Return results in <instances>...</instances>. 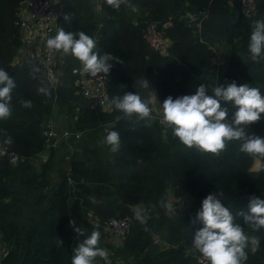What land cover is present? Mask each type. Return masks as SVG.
<instances>
[{
    "label": "trees",
    "instance_id": "16d2710c",
    "mask_svg": "<svg viewBox=\"0 0 264 264\" xmlns=\"http://www.w3.org/2000/svg\"><path fill=\"white\" fill-rule=\"evenodd\" d=\"M23 1L0 0V141L19 157H0V264H94L96 255L195 264L186 251L196 246L217 264H264V0L249 16L235 0H100V16L91 0H57L65 52L49 70L41 55L14 63ZM148 21L170 23L167 54L144 43ZM87 65L107 76L109 110L88 109L76 92ZM150 84L162 101L193 112L182 127L163 128L149 113ZM57 114L71 123L56 138L67 132L61 142L80 145L50 185L53 148L37 167L31 160ZM219 121L228 122L225 136ZM125 217L118 247L96 238L103 223ZM69 221L82 228L78 239Z\"/></svg>",
    "mask_w": 264,
    "mask_h": 264
},
{
    "label": "built area",
    "instance_id": "2783aa9c",
    "mask_svg": "<svg viewBox=\"0 0 264 264\" xmlns=\"http://www.w3.org/2000/svg\"><path fill=\"white\" fill-rule=\"evenodd\" d=\"M239 11L244 16H249L256 0H235ZM64 21V13L55 0H25L19 3L16 9V17L13 25L19 30L22 42L28 41L35 32L41 36L40 51L43 66L49 70L54 63V57L57 52V44L60 34V26ZM170 26L169 22L158 24L156 21H148L142 31V39L147 47L159 55L167 54V48L170 44L169 39L165 37L164 30ZM218 65L221 64L217 62ZM80 72V78L76 82L77 94L85 102L90 110L100 109L106 111L110 109V103L107 96V76L98 72L92 65H87ZM47 70V71H48ZM50 76V72L48 71ZM214 100H223L224 96L217 91L213 92ZM162 111L159 115H154L157 122L163 128L170 124L182 127L191 117L192 111L185 112L180 106L169 101L161 100ZM137 113L145 114L142 107L137 108ZM229 127L227 121H219V135L225 136ZM41 135L45 139V146L52 147L56 141L68 136L64 132L58 139L51 129V125L46 123L42 125ZM80 133L75 132L74 138H78ZM0 157L7 159L10 164H15L19 157L10 151L0 141ZM130 219L125 217L121 219H111L103 223V228L118 238L123 239L128 229ZM69 225L72 228V237L78 239L82 234V228L76 227L71 221ZM191 256L195 264H217L213 251L209 248L196 246L186 251ZM131 264V262H128ZM94 264H124L120 259H112L108 255L101 256Z\"/></svg>",
    "mask_w": 264,
    "mask_h": 264
},
{
    "label": "rangeland",
    "instance_id": "374dc122",
    "mask_svg": "<svg viewBox=\"0 0 264 264\" xmlns=\"http://www.w3.org/2000/svg\"><path fill=\"white\" fill-rule=\"evenodd\" d=\"M95 2H96V0H93V2H91V10H92V12H94L93 14H95L97 12V5H95ZM128 15L130 17L133 16L132 11L128 12ZM94 16H97V14H95ZM40 43H41V41H40ZM37 45H39L38 42H37ZM217 51H218V53L220 55H222V51L221 50H217ZM64 52H65L64 48H61L59 46V49H58V52H57L58 55H57V57L54 58L55 62L59 61L60 57L62 56V54ZM50 78H52V73H50V76H48V81H49ZM50 123H51V129L53 130L55 135L59 136L62 131L66 130V127H68V128L70 127L69 124L71 122H68V126H67V121H65V119L62 120L61 115L57 114V115H54V118L51 120ZM98 134L100 136L98 138L100 139V142H102L104 140L103 137H102V132H99ZM79 145H80V140L78 142H72L71 140L69 142L67 141V145L65 143H62L61 140L56 141L54 143V145H53L54 148L51 147V148H53V154H52V164H51L52 167H51V170L49 171V177L50 178L53 177V180H55V179H57V176L60 173H63V172L66 171L67 162H68L69 156H70L69 153H71L73 149L78 148ZM68 147H70V150L68 149ZM47 155H48V153H44L42 155L41 160H38V162L34 161L33 163L38 164V165L41 164L42 162H44L46 160ZM250 168H252V167L250 166ZM171 198L172 197L170 196V192H167V195H166V206H170V204L172 202ZM72 204L73 203L71 202L70 206ZM87 219H88V221L90 220L89 216L87 217ZM77 225L82 227L81 224H77ZM97 232H98V236H96V238H98V240L100 242H103V240H105L106 244H108V245L111 244L113 248L118 247V245L121 244V242H122V239L118 238L116 235L114 236V234L110 233L109 231L105 230L104 228H101ZM108 245H103L102 244V247H100L101 253L104 251V249L108 248ZM88 256H89V254H88ZM101 256H103V255H101ZM101 256L96 255V258H98V257L100 258Z\"/></svg>",
    "mask_w": 264,
    "mask_h": 264
},
{
    "label": "crops",
    "instance_id": "0c3cea01",
    "mask_svg": "<svg viewBox=\"0 0 264 264\" xmlns=\"http://www.w3.org/2000/svg\"><path fill=\"white\" fill-rule=\"evenodd\" d=\"M55 1L57 3V0H55ZM91 2H93V0H91ZM95 5H97V12L95 14H97V16H100V12L98 11L99 10V5H100V0H96ZM92 13H94V12H92ZM95 14H93V15H95ZM40 41H41V36L39 35L38 32H35V34H33L28 41L22 42V45H21V47L18 50L17 56L15 57L14 63H18L23 58H27V57H30L32 55H37L39 53V51H40V46H41ZM37 42L39 43V45H37ZM211 62L212 63H217V62H220V60H219V58H215L214 57V58H211ZM143 96H144L145 102L148 105L149 113L152 114V115H159L161 113V111H162L161 99L155 94V92H154V90L152 88V84H150L148 87L145 88ZM49 148H51V147L47 148L45 146V144H44V149L39 154H37V156L34 159L31 160V163L35 167H37L38 164H35L33 162L34 161L38 162V160H41L42 155L44 153H47ZM68 149H70V147H68ZM251 167H252V168H250L251 171H256L258 169V167H259V161L257 159H254L252 161ZM48 179H49L50 185H52V184H55L57 182L59 177L57 176V179L53 180V177L50 178L49 177V173H48ZM71 202L73 204L70 206V210L72 212H75V211L79 210L80 203L76 202L75 200H70V203ZM133 209L135 211H137L139 208L138 207H133Z\"/></svg>",
    "mask_w": 264,
    "mask_h": 264
}]
</instances>
